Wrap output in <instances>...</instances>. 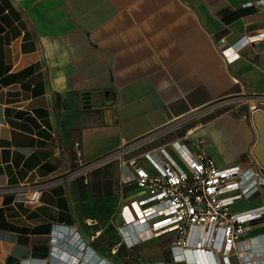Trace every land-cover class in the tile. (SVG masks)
<instances>
[{
    "label": "crops",
    "instance_id": "1",
    "mask_svg": "<svg viewBox=\"0 0 264 264\" xmlns=\"http://www.w3.org/2000/svg\"><path fill=\"white\" fill-rule=\"evenodd\" d=\"M263 27L259 0H0V264H198L173 231L126 220L147 195L132 159L153 170L163 148L183 165L197 139L239 168L236 211L262 207L247 95L264 110V44L221 49ZM209 257L264 264V218Z\"/></svg>",
    "mask_w": 264,
    "mask_h": 264
},
{
    "label": "built area",
    "instance_id": "2",
    "mask_svg": "<svg viewBox=\"0 0 264 264\" xmlns=\"http://www.w3.org/2000/svg\"><path fill=\"white\" fill-rule=\"evenodd\" d=\"M259 4L264 7V0H259ZM254 43L264 44V27L223 47L221 52L227 59L237 58L245 45ZM247 97L253 102V112L257 107V95ZM179 153L186 167L179 164L163 148L160 149V156L157 152L148 153L155 165L153 170L145 168L134 159L130 160L134 165L132 178L139 187L146 190L147 195L133 202L140 212L136 215L131 213L130 217L126 215V220L148 222L157 233L173 231L176 236L171 241L173 247L190 252L198 264L201 263L197 254L202 248L205 264H211L210 255L217 254L227 258L237 248L238 242L251 231L252 222L264 218V205L247 212L234 209L236 197L241 195L232 193L237 187L236 179L240 170L237 167H221L206 152L203 139H197L192 144H181ZM41 192L42 187L39 185L30 187L27 201L39 202ZM252 192L246 190L242 194L250 195ZM126 208L130 206L125 205L124 209ZM69 233L73 234L71 238L75 237L77 249H89L90 246L76 228H71Z\"/></svg>",
    "mask_w": 264,
    "mask_h": 264
},
{
    "label": "water",
    "instance_id": "3",
    "mask_svg": "<svg viewBox=\"0 0 264 264\" xmlns=\"http://www.w3.org/2000/svg\"><path fill=\"white\" fill-rule=\"evenodd\" d=\"M252 119L258 131V139L252 152L258 163L264 167V110L256 107L252 112Z\"/></svg>",
    "mask_w": 264,
    "mask_h": 264
},
{
    "label": "rangeland",
    "instance_id": "4",
    "mask_svg": "<svg viewBox=\"0 0 264 264\" xmlns=\"http://www.w3.org/2000/svg\"><path fill=\"white\" fill-rule=\"evenodd\" d=\"M183 166H185L186 167V163L184 162L183 163ZM246 202V200H242L241 201V205H243L244 203ZM240 208V206H239V202H237L235 205H234V209L235 210H238ZM111 249H112V247H111ZM113 250V249H112ZM117 250V249H116ZM140 262V261H139ZM137 264V263H136Z\"/></svg>",
    "mask_w": 264,
    "mask_h": 264
},
{
    "label": "bare ground",
    "instance_id": "5",
    "mask_svg": "<svg viewBox=\"0 0 264 264\" xmlns=\"http://www.w3.org/2000/svg\"><path fill=\"white\" fill-rule=\"evenodd\" d=\"M200 251H201V252L199 253L200 255L197 254V256H203V255H202V248L200 249ZM205 261H206V258H205L204 256L202 257L201 260L199 259V262H200L201 264H203V263L205 264ZM105 264H107V263H105Z\"/></svg>",
    "mask_w": 264,
    "mask_h": 264
}]
</instances>
